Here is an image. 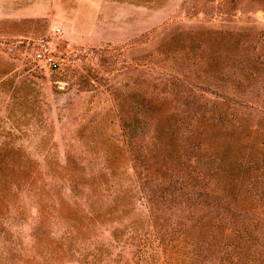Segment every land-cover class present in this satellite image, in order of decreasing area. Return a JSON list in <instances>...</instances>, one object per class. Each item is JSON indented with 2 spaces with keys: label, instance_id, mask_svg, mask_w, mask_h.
Segmentation results:
<instances>
[{
  "label": "rangeland",
  "instance_id": "rangeland-1",
  "mask_svg": "<svg viewBox=\"0 0 264 264\" xmlns=\"http://www.w3.org/2000/svg\"><path fill=\"white\" fill-rule=\"evenodd\" d=\"M198 159L244 172L201 176L202 219L176 191ZM0 190V264H264V0H0Z\"/></svg>",
  "mask_w": 264,
  "mask_h": 264
},
{
  "label": "trees",
  "instance_id": "trees-1",
  "mask_svg": "<svg viewBox=\"0 0 264 264\" xmlns=\"http://www.w3.org/2000/svg\"><path fill=\"white\" fill-rule=\"evenodd\" d=\"M162 130H163V128L161 127L160 128V135L161 136H158L156 140L162 148L170 146L169 151H170V154H172V155L168 156L165 159L163 153L159 154V150L158 151L156 150L155 158L161 160L160 161L161 162L160 168L163 169L162 172L166 175V172H168V171H166V170H168V168H167L169 166L168 164H170V165L174 164V166L176 168L177 163H180V161H181L182 154H181V144L179 142H177V140L174 136H173V138H170V139L167 138L169 143L165 142L166 144L164 143V145H162L163 142L161 140L164 139L163 138L164 136H162L164 134V132ZM114 155L115 154H110V156L108 157V160L110 159V162H112L111 167H110V173H111V176L115 179V185L119 186L117 179H120V178H119V174L115 171L116 170V167H115L116 161L114 159ZM199 159H201V158H199ZM199 159L196 160V162L194 163L193 166H191V169L189 170V172L181 178L182 180L184 179L185 181L180 182L181 186L176 191L186 192L185 195L187 196V200L192 202V206H193L192 210L194 213V217L197 214L198 216H200L199 219H202V218H207L208 217L207 215L209 213H211L209 210L212 209V205L206 201L207 197L209 198L208 194H209L210 188L206 184H205V186H199L198 184H196V182L201 181L203 179L202 177H209V172H211V173L215 172L214 176H218L219 175L218 173H220L224 176L225 181L228 183V189H227V186L225 183H224V188L221 189V192L223 194H226V196H227V194H228L227 191L232 190V193H234V190H237V185H239V183H241L242 177H243L242 174H244V172H243V170H238L237 168H234V166L231 167L229 164L224 166L225 168H230L229 171H226V169L222 167L219 169L220 172H218V170H217L218 168H212V166H209L207 163H201V160H199ZM10 161L12 162L11 166L5 168V170L8 172L10 171L9 173H10L11 178L17 177V179L24 181V179L26 178L28 170H24V168H21L20 164L17 163L16 161H12V160H10ZM174 161H176V163ZM182 170H183V168H179V171H182ZM216 170H217V172H216ZM2 171H4V170H2ZM71 171L73 173L76 172L74 166H72ZM201 171H202V173H201ZM3 173L4 172H2L1 176L4 177ZM72 176H70V177H72ZM26 187L29 188L30 189L29 191H31L32 193H34V189H36V187H33V184H31V183L27 184ZM112 188L114 189L116 194H117V192H119L118 195L122 196V200L124 198L126 199V197H128L127 196L128 191L126 188H123V189H119V188H115V187H112ZM1 191L2 190H0V194H1ZM143 199L146 202L149 201L148 197H144ZM116 200H118V199H116ZM119 207L123 208V205H120ZM116 211H117V207H115V209L113 210V213ZM201 212L203 214H200ZM206 212H207V215L205 214ZM108 214L111 215L110 211L108 212ZM105 215H106L105 213H102V210H96V211H94L93 217L89 220L88 226L83 225V222L81 220H78L77 226L81 225L83 228L86 227V230H87L90 228L91 224L93 225L96 222H99L100 220L105 219L104 218ZM83 228L81 230H79L80 228L76 227V229H78L79 232L83 231ZM180 233H181L180 230H176V232H175V234H178L175 236L179 239L181 238ZM249 234L251 235V232H249ZM36 235H37V237L42 238V240L45 239V235L43 233H40V230L37 232ZM187 237H189L191 240H194V241L197 240V236H195L193 234L188 235ZM238 238L241 242L243 240L244 244H249V245L251 244V242L249 243L248 238L242 234H240L238 236ZM240 247L241 246H239V245L236 246V249L238 251H234L231 258H228V260H229L228 264H236L237 260L241 259V254H240L241 248ZM180 262L184 263L183 260H181Z\"/></svg>",
  "mask_w": 264,
  "mask_h": 264
},
{
  "label": "built area",
  "instance_id": "built-area-1",
  "mask_svg": "<svg viewBox=\"0 0 264 264\" xmlns=\"http://www.w3.org/2000/svg\"><path fill=\"white\" fill-rule=\"evenodd\" d=\"M60 34V28L53 29L54 37H57ZM34 61L52 71H57L62 63L61 57L55 54V52L51 49V44L49 42L44 44L39 43V49H37L34 54Z\"/></svg>",
  "mask_w": 264,
  "mask_h": 264
}]
</instances>
